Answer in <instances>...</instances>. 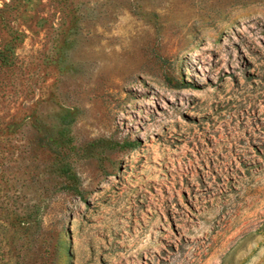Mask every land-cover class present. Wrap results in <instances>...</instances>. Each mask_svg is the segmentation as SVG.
Returning <instances> with one entry per match:
<instances>
[{
  "label": "rangeland",
  "instance_id": "1",
  "mask_svg": "<svg viewBox=\"0 0 264 264\" xmlns=\"http://www.w3.org/2000/svg\"><path fill=\"white\" fill-rule=\"evenodd\" d=\"M0 264H264V0H0Z\"/></svg>",
  "mask_w": 264,
  "mask_h": 264
}]
</instances>
